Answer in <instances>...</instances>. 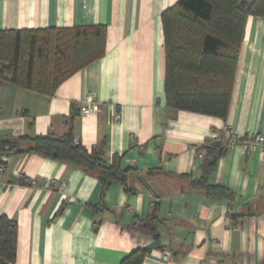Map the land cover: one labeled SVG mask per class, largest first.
<instances>
[{"label":"crops","instance_id":"obj_1","mask_svg":"<svg viewBox=\"0 0 264 264\" xmlns=\"http://www.w3.org/2000/svg\"><path fill=\"white\" fill-rule=\"evenodd\" d=\"M175 2L0 0V31L105 28L104 56L53 96L0 84V139L61 138L70 122L75 142L90 152L104 139L105 163L119 157L130 170L127 194L118 184L101 191L96 178L37 155L0 156V216L17 225L14 264H120L141 249V264H264L260 152L229 148L209 176L232 194L229 205L182 191L180 179L199 178L197 150L224 126L239 140L264 135V18L246 20L220 119L165 106L160 16ZM86 98L99 111L81 117ZM153 203L156 239L144 227Z\"/></svg>","mask_w":264,"mask_h":264},{"label":"trees","instance_id":"obj_2","mask_svg":"<svg viewBox=\"0 0 264 264\" xmlns=\"http://www.w3.org/2000/svg\"><path fill=\"white\" fill-rule=\"evenodd\" d=\"M176 0L160 16L164 50L165 106L176 111L225 119L234 82L239 47L248 17L264 18V0ZM105 53V28L37 29L0 31V84L51 97L72 75L101 59ZM16 155H37L81 170L97 179L101 191L118 184L127 194L129 169L115 157L104 161L105 140L90 152L74 141L71 123L61 138L50 135L16 140ZM223 135L197 151L200 176L187 181L182 191L199 192L229 205L233 196L226 188L212 186L209 176L228 150ZM1 165V164H0ZM158 204L144 220L156 239ZM17 225L0 216V264H14ZM147 250H135L120 264H141Z\"/></svg>","mask_w":264,"mask_h":264},{"label":"built area","instance_id":"obj_3","mask_svg":"<svg viewBox=\"0 0 264 264\" xmlns=\"http://www.w3.org/2000/svg\"><path fill=\"white\" fill-rule=\"evenodd\" d=\"M98 111L99 105L93 102L91 98H86L85 105L81 108L79 114L81 117H88ZM118 120L119 115L116 112L113 115V121L116 122ZM220 134L224 136L228 148L239 146L244 152L259 151L264 157V135H253L239 140L229 126H224ZM1 171L2 168L0 167V172ZM17 181H21V178L18 177ZM31 184H34V182H31Z\"/></svg>","mask_w":264,"mask_h":264},{"label":"water","instance_id":"obj_4","mask_svg":"<svg viewBox=\"0 0 264 264\" xmlns=\"http://www.w3.org/2000/svg\"><path fill=\"white\" fill-rule=\"evenodd\" d=\"M17 152V143L14 140L0 139V156L11 155Z\"/></svg>","mask_w":264,"mask_h":264},{"label":"rangeland","instance_id":"obj_5","mask_svg":"<svg viewBox=\"0 0 264 264\" xmlns=\"http://www.w3.org/2000/svg\"><path fill=\"white\" fill-rule=\"evenodd\" d=\"M241 3L243 6H246L248 4V2L246 0H242Z\"/></svg>","mask_w":264,"mask_h":264}]
</instances>
